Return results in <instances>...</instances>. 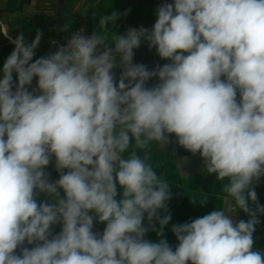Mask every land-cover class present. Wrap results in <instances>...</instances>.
I'll return each mask as SVG.
<instances>
[{"label":"clouds","instance_id":"clouds-1","mask_svg":"<svg viewBox=\"0 0 264 264\" xmlns=\"http://www.w3.org/2000/svg\"><path fill=\"white\" fill-rule=\"evenodd\" d=\"M118 18L102 16L101 31L78 30L31 63L42 33L30 43L23 33L9 37L15 47L0 79V264H264L253 248L264 206L252 187L264 177V0H174L159 6L151 30L109 35ZM142 40L171 62L151 71L133 63ZM171 135L227 181L222 193L249 217L237 222L234 210L217 208L173 225L175 250L145 239L150 230L162 237L171 220V186L150 163V145L165 148ZM53 158L54 182L45 172ZM41 193L51 202L38 203Z\"/></svg>","mask_w":264,"mask_h":264},{"label":"crops","instance_id":"crops-1","mask_svg":"<svg viewBox=\"0 0 264 264\" xmlns=\"http://www.w3.org/2000/svg\"><path fill=\"white\" fill-rule=\"evenodd\" d=\"M164 0H0V79L3 78L2 68L7 57L14 50V44L9 37L15 39L23 33L27 42L35 39L37 32L42 33L40 43L34 50V62L40 57L53 54L55 46L51 41L63 40L71 36L78 29L83 30V35L90 37L98 29L99 20L102 16L111 15L113 12L119 14L115 24L109 25V35L117 33L126 35L129 28H146L151 30L157 19V11ZM171 3H174L172 0ZM68 25L67 30H64ZM149 48L148 42L141 41L138 49ZM155 49V48H153ZM136 50V49H135ZM134 50V51H135ZM156 50V49H155ZM168 62H171L167 60ZM222 79H224L222 77ZM17 81V76L13 73V82ZM37 78H34L29 91L35 88ZM14 90V89H13ZM174 135L170 136V143L165 148L153 143L150 145V155L154 170L163 179L167 180L171 186V199L168 203V213L171 220L164 227V235L157 236L156 231L146 233L145 239L151 242H159L166 239L169 245L175 250L178 241L171 231L172 226L190 222L196 218L209 214L217 208L226 212H236L234 220L249 219L243 211L235 208V203L231 198L226 199L222 193V184L227 181L219 182L215 174H208L204 171L203 160L199 154L192 153L179 154L173 150ZM131 151V149L129 150ZM138 154H143L137 150ZM128 153H125L127 155ZM50 181L59 179V173L55 170V159L45 169ZM258 203L264 206V177L255 181L253 186ZM61 196L63 192L61 191ZM119 199V196L117 197ZM204 199L207 202L193 204L191 199ZM37 202H51V198L41 193L37 197ZM255 210V205H250ZM167 213L161 211V217ZM260 221L255 226L253 233L254 250L264 253V214L258 216ZM157 229L159 224L154 222ZM147 226V220L144 221ZM105 225L94 221V232H102ZM62 229L60 224L51 228L53 235L58 234ZM29 249L33 245L26 242L22 247ZM21 248L16 250L19 254Z\"/></svg>","mask_w":264,"mask_h":264},{"label":"rangeland","instance_id":"rangeland-1","mask_svg":"<svg viewBox=\"0 0 264 264\" xmlns=\"http://www.w3.org/2000/svg\"><path fill=\"white\" fill-rule=\"evenodd\" d=\"M133 63H136V64H144V65L147 66L148 70L151 71L157 65L163 66L164 64L170 63V62H168L167 60L161 59L158 56L156 50L153 49V48L152 49H149V48H141V49H136L134 51V60H133ZM113 71L115 73L116 80L118 81L122 69L120 67H117ZM156 82H157L156 78H153V79L149 80L146 83V87H151ZM237 98L239 99V95H238ZM182 149H184V148L182 147ZM184 151L187 152V153H190L189 151H187L185 149H184Z\"/></svg>","mask_w":264,"mask_h":264},{"label":"built area","instance_id":"built-area-1","mask_svg":"<svg viewBox=\"0 0 264 264\" xmlns=\"http://www.w3.org/2000/svg\"><path fill=\"white\" fill-rule=\"evenodd\" d=\"M171 2H172V0H164L162 4H165V3H171ZM78 30H80V29H78ZM78 30H76V31H78ZM76 31H75V32H76ZM82 34H83V31H82ZM69 38H70V36H69L68 38L63 39V40H56V39L52 40V41H51V44H53V45L55 46V48H54V50H53V53H55V52L58 50V47H59V46H61V45H66V44H67V41H68ZM53 159H54V158H53ZM66 171H67V170H65V172H66Z\"/></svg>","mask_w":264,"mask_h":264},{"label":"trees","instance_id":"trees-1","mask_svg":"<svg viewBox=\"0 0 264 264\" xmlns=\"http://www.w3.org/2000/svg\"><path fill=\"white\" fill-rule=\"evenodd\" d=\"M173 150L179 154H183V153H187L184 151V149H182V147L176 142V138L174 136V147Z\"/></svg>","mask_w":264,"mask_h":264}]
</instances>
